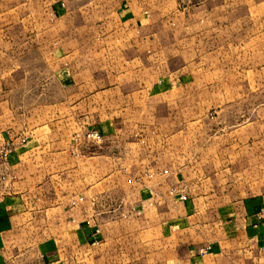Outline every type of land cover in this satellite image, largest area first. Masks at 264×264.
<instances>
[{
  "label": "crops",
  "instance_id": "crops-1",
  "mask_svg": "<svg viewBox=\"0 0 264 264\" xmlns=\"http://www.w3.org/2000/svg\"><path fill=\"white\" fill-rule=\"evenodd\" d=\"M217 1L17 0L41 59L31 112L0 133V264H264V193L224 194L199 153L194 29L229 13Z\"/></svg>",
  "mask_w": 264,
  "mask_h": 264
},
{
  "label": "rangeland",
  "instance_id": "rangeland-1",
  "mask_svg": "<svg viewBox=\"0 0 264 264\" xmlns=\"http://www.w3.org/2000/svg\"><path fill=\"white\" fill-rule=\"evenodd\" d=\"M187 1L193 9L202 2ZM256 1L227 0L229 13L217 7L216 16L209 20L203 14L194 29L200 33L193 47L201 67L196 72L201 82L199 153L211 166L216 160L224 194L264 193V10L246 5ZM220 5L224 2L218 0ZM25 30L32 26L20 19L17 0H0V133L18 128L34 105L38 72L32 64L41 58L30 49L33 41ZM191 107L185 104L186 110Z\"/></svg>",
  "mask_w": 264,
  "mask_h": 264
},
{
  "label": "built area",
  "instance_id": "built-area-1",
  "mask_svg": "<svg viewBox=\"0 0 264 264\" xmlns=\"http://www.w3.org/2000/svg\"><path fill=\"white\" fill-rule=\"evenodd\" d=\"M84 140L94 143V144H100L102 142V136L95 132V131H88L85 135H84ZM26 143V140L24 138H20L19 140V144L20 145H24ZM14 149H15V144L14 141H7L6 143H4L3 145L0 146V162L2 163H6V161L8 160V158L14 153ZM159 175H167L168 171L167 170H162L158 173ZM149 178L151 177V175L148 176ZM2 181L6 180L5 176H2L0 178ZM10 180H14V178L12 176H10L9 178ZM168 195L170 197H174L176 198V200L182 202L186 200V196L183 193H178L177 189L172 188L169 192ZM79 200H82L81 198ZM76 204V201H72L71 202V206L74 207ZM155 204L154 202H147L146 206L151 208L153 207ZM132 216L135 218H139L142 215V210L141 209H133L131 212ZM124 218H128V214H125L123 216ZM262 250L264 251V248H262ZM211 251V247L210 246H204L202 248H200L198 250L199 256H203L206 255L208 252Z\"/></svg>",
  "mask_w": 264,
  "mask_h": 264
}]
</instances>
